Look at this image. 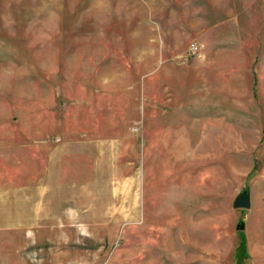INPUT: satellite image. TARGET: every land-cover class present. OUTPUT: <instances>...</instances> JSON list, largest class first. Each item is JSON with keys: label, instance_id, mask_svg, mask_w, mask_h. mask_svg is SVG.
<instances>
[{"label": "rangeland", "instance_id": "obj_1", "mask_svg": "<svg viewBox=\"0 0 264 264\" xmlns=\"http://www.w3.org/2000/svg\"><path fill=\"white\" fill-rule=\"evenodd\" d=\"M0 264H264V0H0Z\"/></svg>", "mask_w": 264, "mask_h": 264}, {"label": "crops", "instance_id": "obj_2", "mask_svg": "<svg viewBox=\"0 0 264 264\" xmlns=\"http://www.w3.org/2000/svg\"><path fill=\"white\" fill-rule=\"evenodd\" d=\"M172 135H173L172 136V141L175 142V143L172 145L171 148H173V149H176V147L179 148L184 143V138L183 137H182L183 139L180 138L179 132L178 133H174ZM178 138H180V139H178Z\"/></svg>", "mask_w": 264, "mask_h": 264}, {"label": "water", "instance_id": "obj_3", "mask_svg": "<svg viewBox=\"0 0 264 264\" xmlns=\"http://www.w3.org/2000/svg\"><path fill=\"white\" fill-rule=\"evenodd\" d=\"M248 204H249V201H248L247 196H245L242 201L237 203V205H239V206H247ZM242 227H243V224H241L239 228H242Z\"/></svg>", "mask_w": 264, "mask_h": 264}, {"label": "built area", "instance_id": "obj_4", "mask_svg": "<svg viewBox=\"0 0 264 264\" xmlns=\"http://www.w3.org/2000/svg\"><path fill=\"white\" fill-rule=\"evenodd\" d=\"M199 47V44L197 42H191L189 45V50L191 52H196Z\"/></svg>", "mask_w": 264, "mask_h": 264}, {"label": "trees", "instance_id": "obj_5", "mask_svg": "<svg viewBox=\"0 0 264 264\" xmlns=\"http://www.w3.org/2000/svg\"><path fill=\"white\" fill-rule=\"evenodd\" d=\"M242 242L244 243V240H242Z\"/></svg>", "mask_w": 264, "mask_h": 264}]
</instances>
